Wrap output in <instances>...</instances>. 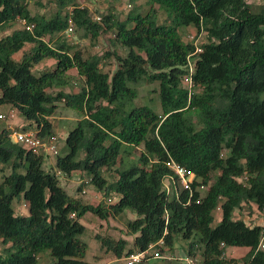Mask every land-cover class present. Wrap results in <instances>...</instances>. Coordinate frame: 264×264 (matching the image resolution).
Wrapping results in <instances>:
<instances>
[{"label":"trees","instance_id":"trees-1","mask_svg":"<svg viewBox=\"0 0 264 264\" xmlns=\"http://www.w3.org/2000/svg\"><path fill=\"white\" fill-rule=\"evenodd\" d=\"M55 3L57 12L46 17L31 14L26 0H0V31L21 20L33 25L0 37V105L31 121L43 139L53 136L58 103L80 115L49 170L43 164L51 154H35L0 129V171L9 169L0 180V264H40L46 251L52 264H86L80 218L91 212L107 220L126 209L136 215L126 222L131 247L126 250V239L96 234L118 258L163 239L157 259L176 264L179 235L188 240L187 256L200 255L195 264H236L226 257L227 247L247 248L241 264H264L258 248L264 236V2L146 0L145 14L132 11L124 20L113 13L94 20L75 0ZM155 5L166 22H156ZM70 22L92 38L113 31L126 54L85 57L61 37ZM184 25L205 32L206 41H184L178 30ZM111 55L116 64L109 73L101 61ZM43 60L54 66L34 73ZM71 70L81 81L76 90ZM140 81L158 83L161 113L148 105L130 107ZM140 146L137 162L118 170L115 180L103 176L122 151ZM171 160L194 173L191 189L173 181ZM74 171L88 176L79 188L89 183L111 201L84 202L69 193L58 174ZM14 200H22L27 212L16 213ZM252 205L262 214L260 224L235 217Z\"/></svg>","mask_w":264,"mask_h":264},{"label":"rangeland","instance_id":"rangeland-1","mask_svg":"<svg viewBox=\"0 0 264 264\" xmlns=\"http://www.w3.org/2000/svg\"><path fill=\"white\" fill-rule=\"evenodd\" d=\"M255 7L263 4L264 0H248ZM28 9L31 14H41L46 17H50L58 10V6L55 0H26ZM75 3L80 7L88 8L90 16L92 19L97 20L96 17H102L105 14L113 13L120 20H124L128 14L132 11H137L139 13L145 14L149 10V5L146 0H136L132 3L130 0H75ZM72 6H68L62 10V14L66 11L71 10ZM153 14L155 15L156 22L158 24L166 22V13L158 8L157 5L154 6ZM16 27H22V22H16L11 28L6 31H0V37L11 32ZM179 33L182 39L186 42H193L199 45L206 41L205 32H198L193 25H184L179 27ZM85 31L83 29L77 28L73 25V32L71 34L64 33L61 37L66 40L69 44L73 45L75 48L79 49L85 57L90 55H104L106 52H116L125 55L127 49L121 46L119 43L114 41L113 31L101 32L97 38H92L90 35L85 36ZM54 35L52 40H55ZM49 36H46L48 39ZM61 38V39H62ZM26 50L29 46L25 47ZM21 54V53H20ZM19 54V55H20ZM17 57V56H16ZM54 60H43L41 63L37 64L33 70L34 73L38 74L39 71L45 67H53ZM115 59L111 55L108 58H103L101 61V67L104 71L111 73L115 68ZM71 85L73 84V89H77L81 84L78 80L74 70L70 71ZM134 86L138 90V96L130 103V107H135L139 105H148L152 107L156 112L161 113V106L159 101V96L157 93L158 83H150L145 81H140ZM69 89V86L66 87ZM2 111H6V107H1ZM18 116H21L17 113ZM22 117V116H21ZM80 115L77 111L64 106L62 102L58 103V108L51 117L53 123V135L56 137L57 151L59 154H63L66 150L65 147V137L69 130L75 127L77 120ZM6 123L0 121V129L5 127ZM27 127L29 129H34V125L31 121H28ZM131 150L130 153L121 152L119 159L115 166L110 169H103V176L108 180H115L117 177V171L129 167L134 162H137V157L139 155V149ZM50 161V162H49ZM55 154L45 155V162L43 164L46 170L54 167ZM1 168V165H0ZM9 169H4L3 172L0 171V180L3 174L8 173ZM58 180L62 187H64L69 193L79 195L84 202L97 203L99 201L107 202V198L103 196V193L95 188L93 185L86 183L82 188V183L88 180V176L81 172H72L69 176L63 173L58 174ZM167 183V182H166ZM178 188H181L179 185ZM203 192L204 189L200 188ZM110 197V195H109ZM13 206L16 213H26L27 209L25 203L20 201H13ZM219 212H216V219L213 224L217 223L219 220ZM134 212L126 209L123 213L109 217L107 220L99 218L96 214L91 212L85 213L81 218L80 222L85 226V230L78 237L87 244V251L84 257V262L86 264H122V260H113L117 256L112 251H107L101 247V241L96 237V234L100 235H110L111 237L123 238L128 241L127 248L132 246V235L127 234L126 222L129 219L135 218ZM235 217L245 218L247 221L250 220L252 224H258L262 221V214L258 212L254 205L249 208H243L235 212ZM188 240L182 239L179 235L174 238L173 251L172 253L178 258H184L187 256L186 246ZM8 246V245H6ZM3 244L0 242V252H2ZM126 252V251H125ZM167 251H164V253ZM247 252V248L244 247H227L225 249V255L228 258H235L238 260L236 264H241V257ZM46 253V254H45ZM44 255L40 258V264H52L48 252H44ZM196 257L199 259L200 255L197 254ZM176 264H185L184 261L176 262ZM168 261L163 259H150L148 262L143 264H166Z\"/></svg>","mask_w":264,"mask_h":264},{"label":"built area","instance_id":"built-area-1","mask_svg":"<svg viewBox=\"0 0 264 264\" xmlns=\"http://www.w3.org/2000/svg\"><path fill=\"white\" fill-rule=\"evenodd\" d=\"M97 20L100 19V16L96 17ZM22 25L25 26L27 30H30L33 25L27 24L24 20H21ZM73 32V24L70 22L64 33L71 34ZM196 51H200V49H196ZM188 69L189 72L193 70L191 59L188 61ZM184 81L188 85L191 84L190 76L187 74L184 76ZM17 112L14 108L10 107L6 111H2L0 108V121H4L5 123H9L13 119L16 118ZM9 130V135L12 140L16 143L21 144L23 147L31 150L35 154H55L57 152V145L55 143L56 137L50 136L47 139H43L37 135V133L32 129H17L10 125L6 127ZM167 166L173 171L174 177L173 181L176 180L178 185L181 186V189H191V183L194 180V173L191 170H188L184 166L174 162H167ZM166 187L168 193L170 192V187L167 185ZM204 189V187H200ZM111 201V198L108 199ZM219 210V207H217ZM163 239L158 240L156 243L149 244V246L144 250L132 251L127 253L118 259L122 260V264H143L150 259H157L161 257L160 251L156 248L157 245H163ZM258 248L264 250V236L261 237L260 242L258 244ZM168 258H171L168 256ZM179 261H184L185 264H195L197 258L186 256L184 258H178Z\"/></svg>","mask_w":264,"mask_h":264},{"label":"crops","instance_id":"crops-1","mask_svg":"<svg viewBox=\"0 0 264 264\" xmlns=\"http://www.w3.org/2000/svg\"><path fill=\"white\" fill-rule=\"evenodd\" d=\"M1 107H6L7 109L10 108V106H8V105H0V108H1ZM27 124H28V121H27L25 118L16 115V118H15V119H13L12 121H10L9 123L6 122L5 128H6L8 125H10V126H12V127H14V128H17V129H29V128L27 127ZM3 128H4V127H3ZM49 162H50V161H49ZM260 223H261V222H260ZM260 223H258V224H260ZM113 260H118V257H116V258L113 259Z\"/></svg>","mask_w":264,"mask_h":264}]
</instances>
